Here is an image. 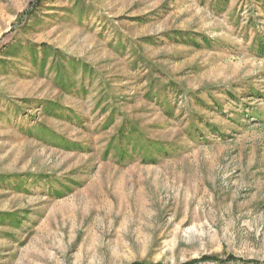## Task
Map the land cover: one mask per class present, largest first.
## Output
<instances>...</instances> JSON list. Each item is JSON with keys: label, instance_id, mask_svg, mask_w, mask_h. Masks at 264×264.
Masks as SVG:
<instances>
[{"label": "rangeland", "instance_id": "1", "mask_svg": "<svg viewBox=\"0 0 264 264\" xmlns=\"http://www.w3.org/2000/svg\"><path fill=\"white\" fill-rule=\"evenodd\" d=\"M0 264H264V0H0Z\"/></svg>", "mask_w": 264, "mask_h": 264}]
</instances>
